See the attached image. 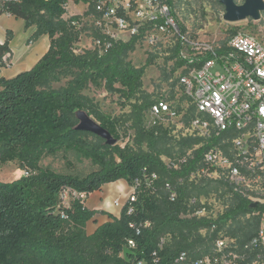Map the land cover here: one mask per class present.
<instances>
[{
  "label": "trees",
  "instance_id": "1",
  "mask_svg": "<svg viewBox=\"0 0 264 264\" xmlns=\"http://www.w3.org/2000/svg\"><path fill=\"white\" fill-rule=\"evenodd\" d=\"M69 2L86 5L87 10L82 16L65 19ZM95 3L0 0V16H11L22 20L26 29L34 28L32 40L49 39L48 51L31 70L12 79L0 77V166L15 163L27 173L0 182V264H175L183 252L192 258L209 254L218 232L244 245L255 236L264 208L241 193L233 192L232 204L216 218L193 216L200 209L195 197L208 196L211 190L208 184L193 185L190 178L201 168L207 169L203 155L221 146V138H181L172 155L161 148L169 131L146 126L145 114L154 101L142 93V79L153 59L149 57L142 67L129 61L142 41L143 30L128 42H111L102 54L93 49L75 52L81 17L94 13ZM12 38L7 31L0 57L9 52ZM94 38H100L97 31ZM207 58L189 62L175 50L168 59L173 61L169 74L182 67L196 68ZM62 81L63 86L54 88ZM89 87L116 94L130 107L131 144H119L123 141L120 120L101 112L83 93ZM175 95L171 93L169 99ZM80 111L106 130L115 145L77 130ZM192 113L188 108L186 122ZM190 151L191 158L187 157ZM68 152L89 160L97 170L78 177L40 166L43 158ZM162 156L177 167L169 168ZM183 158L186 161L179 163ZM212 173L209 169L206 174ZM118 181L132 189L119 218L108 215V221L91 234L86 228L98 212L86 208L84 201L71 200L68 206L59 202L63 190L89 196ZM256 212L260 215L253 216ZM212 225L215 232L200 233Z\"/></svg>",
  "mask_w": 264,
  "mask_h": 264
},
{
  "label": "built area",
  "instance_id": "2",
  "mask_svg": "<svg viewBox=\"0 0 264 264\" xmlns=\"http://www.w3.org/2000/svg\"><path fill=\"white\" fill-rule=\"evenodd\" d=\"M173 2L96 0L94 13L99 17L96 30L100 38L91 41L93 50L102 54L111 42H128L143 30L141 42L148 47L171 35L176 37L178 56L182 59L191 62L208 56L196 68L178 70V86L187 105L182 106L180 97L176 101L168 96L155 100L146 113V126L167 129L176 119L188 129L190 136L204 140L221 138V146L212 147L203 155L207 169L201 168L198 173L206 174L213 169L212 174L223 177L235 192L249 191V200L264 208V45L253 35L241 32L230 36L224 45L190 42L176 18ZM260 19H264V12ZM3 63L7 67L11 65L8 54L4 55ZM190 107L193 115L186 122L185 114ZM187 157H192V151ZM165 164L169 168L177 167L169 159ZM87 197L66 189L60 193L59 202L68 206L71 200L85 201ZM194 203L192 200L191 204ZM120 205L119 201L115 202V207ZM193 216L206 217L202 209ZM260 216L255 236L244 245L218 232L209 254L192 258L183 252L175 264H264V212ZM215 230L216 226L212 225L200 233L205 235Z\"/></svg>",
  "mask_w": 264,
  "mask_h": 264
},
{
  "label": "rangeland",
  "instance_id": "3",
  "mask_svg": "<svg viewBox=\"0 0 264 264\" xmlns=\"http://www.w3.org/2000/svg\"><path fill=\"white\" fill-rule=\"evenodd\" d=\"M234 2L240 6L245 0H234ZM176 7V18L180 25L184 27L185 36L190 42L193 41L199 44L220 43L227 40L231 32L235 31L253 35L264 45V19H260L259 21L246 19L235 23L226 22L223 19L225 13L224 6L220 3V0H177ZM67 10L68 14L82 16L87 10V6L70 3L67 6ZM98 21L99 17L95 13L81 17V25L79 26L81 29L80 42L75 46L77 54L93 49L91 41L94 39V33L97 31L96 23ZM175 50H177L176 37L169 35L153 47H148L145 43L140 42L136 45L135 51L129 55V61L135 67H142L149 57L153 59L152 65L146 68L142 79V93L149 96L151 101L167 96L170 97L171 93H177L175 101L181 97V90L179 89L177 80L179 71L172 76L169 74L173 61L168 59L173 55ZM64 84L65 81H62L60 84H55L54 88H58ZM83 93L93 100L101 112L120 120V134L123 141L119 144L122 146L126 143L131 144L133 132L129 129L130 107L124 106L123 101L119 99L118 95L107 93L103 89L89 87ZM186 105L187 103L183 101L182 106L185 107ZM147 118L145 114V121ZM167 130L169 131V135L162 143L161 148L174 155L176 152V148L173 147L174 144L181 138L189 137L190 134L188 129L176 119L168 124ZM161 160L164 163L168 162L165 156H162ZM40 166L49 168L56 173L70 174L78 177H84L97 170V167L89 160L78 158L73 152L60 153L55 157H45L41 160ZM23 174L24 171L19 170L15 163L0 166V182L14 181ZM190 181L197 187L208 184L211 190L208 196L195 197L200 203L202 215L216 218L232 204L234 199L233 192L235 191L223 177H218L215 174L196 173L191 176ZM115 185L107 184L98 192L102 200L106 197L113 199L110 200V208L102 210L104 213L107 211L120 212L129 196L127 194L125 198L119 199L118 201L121 205L120 207H115V200H117L114 195ZM257 191L261 192L259 189ZM237 193H241L246 197L250 195V192L247 190ZM86 201L87 199L84 201V204ZM92 230L93 225L89 223L87 233H90Z\"/></svg>",
  "mask_w": 264,
  "mask_h": 264
},
{
  "label": "crops",
  "instance_id": "4",
  "mask_svg": "<svg viewBox=\"0 0 264 264\" xmlns=\"http://www.w3.org/2000/svg\"><path fill=\"white\" fill-rule=\"evenodd\" d=\"M70 3L71 2H69L68 5ZM83 6L86 7V5ZM71 16L74 15L68 14L67 10V14L64 18L67 19ZM7 31H11L13 35L12 41L9 44V52L7 53L11 65L9 67L5 66L3 63L4 55L0 57V77L12 79L20 73L31 70L36 65L40 58L48 51L49 39L46 36H41L32 40L31 36L34 33V28L26 29L22 20L3 14L0 16V45H3L6 40ZM113 184H116L114 187V195L117 200L115 201L125 198L126 195L130 194L132 191L125 181H118ZM110 200L113 199L106 197L102 200L98 192L87 197L85 207L98 212L95 218L90 222L93 225V230L88 234H91L99 225L106 223L108 221V215L113 218H119V211L116 213L115 211L102 212L104 208H110Z\"/></svg>",
  "mask_w": 264,
  "mask_h": 264
},
{
  "label": "water",
  "instance_id": "5",
  "mask_svg": "<svg viewBox=\"0 0 264 264\" xmlns=\"http://www.w3.org/2000/svg\"><path fill=\"white\" fill-rule=\"evenodd\" d=\"M224 6V21L235 23L246 19L259 21L261 13L264 12L263 0H245L238 6L234 0H220ZM78 120L77 130L93 134L94 136L105 141L107 145H115V140L104 130L95 120L88 116L85 112L80 111L76 114Z\"/></svg>",
  "mask_w": 264,
  "mask_h": 264
}]
</instances>
